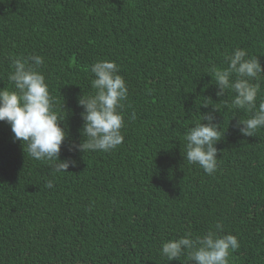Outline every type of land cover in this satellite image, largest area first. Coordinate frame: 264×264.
<instances>
[{"label": "trees", "instance_id": "1", "mask_svg": "<svg viewBox=\"0 0 264 264\" xmlns=\"http://www.w3.org/2000/svg\"><path fill=\"white\" fill-rule=\"evenodd\" d=\"M238 47L264 66V0H0V88L14 87L15 58L42 56L70 126L60 158L76 161L55 172L0 121V264H189L168 261L162 242L209 230L238 238L229 264H264V128L242 135L236 121L251 113L231 90L217 97L211 77ZM105 59L128 88L124 141L70 152L83 139L78 98ZM214 107L225 132L209 175L185 160V134Z\"/></svg>", "mask_w": 264, "mask_h": 264}, {"label": "clouds", "instance_id": "2", "mask_svg": "<svg viewBox=\"0 0 264 264\" xmlns=\"http://www.w3.org/2000/svg\"><path fill=\"white\" fill-rule=\"evenodd\" d=\"M225 62L226 67L212 69L211 77L214 75L217 86L215 94L222 98L228 90L235 93L231 105L251 113L247 119L239 118L235 127L244 136H255L258 129L264 128V99L257 103L264 66L258 57L250 56L239 47L225 56ZM43 63L44 58L37 54L17 57L12 61L14 71L8 79L14 87L0 88V121H6L11 126L14 141H21L24 151L27 145L31 158L54 162L57 173L68 172L69 166H75L76 161L70 157L61 159L60 152L70 126L62 123L65 118L58 114L46 78L39 71ZM90 71L94 75V92L78 98V106L83 109L80 113L83 139L80 143L72 141L68 145L70 152H107L124 141L122 129L125 120L121 109L122 102L128 97V88L119 73V66L115 61L98 60L91 65ZM202 105L207 107L209 103ZM215 110L219 109L214 107V111L202 114V120L185 134V160L188 164H198L209 175L217 168L216 144L225 132L216 122ZM130 118L135 119V113ZM46 186L52 188L54 185L49 180ZM215 228L222 231L219 223ZM238 248L239 241L235 235H219L217 231L209 230L195 238L189 232L163 241L160 254L168 261L180 260L182 255H187L189 264L192 261L196 264H229L231 253Z\"/></svg>", "mask_w": 264, "mask_h": 264}]
</instances>
